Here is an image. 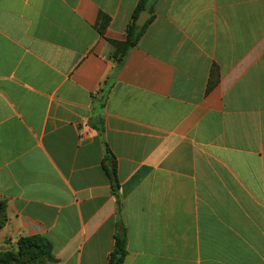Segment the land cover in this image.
<instances>
[{"label":"crops","instance_id":"1","mask_svg":"<svg viewBox=\"0 0 264 264\" xmlns=\"http://www.w3.org/2000/svg\"><path fill=\"white\" fill-rule=\"evenodd\" d=\"M138 1L0 0V251L264 264V0Z\"/></svg>","mask_w":264,"mask_h":264},{"label":"trees","instance_id":"2","mask_svg":"<svg viewBox=\"0 0 264 264\" xmlns=\"http://www.w3.org/2000/svg\"><path fill=\"white\" fill-rule=\"evenodd\" d=\"M150 0H139L135 7L131 23L126 26L125 34L126 39L124 42L112 41L113 51L111 57L118 62L121 61L126 51L136 45L139 38L142 36L147 24L151 21V18L146 22L142 28L135 26V20L138 17L140 11L148 9L147 6ZM150 12V9H148ZM108 24V18L105 15L99 16L98 31L102 33ZM214 69V67H213ZM98 131H101L100 127H97ZM111 158V165L108 168V176L110 180L111 191L114 196L118 197L119 185L116 177V168L114 160ZM6 206L3 201H0V228L6 223ZM16 250L0 251V264H45L53 262L54 257L52 255L51 244L42 236L35 235L29 237H22L17 240ZM125 238L124 236L116 239L115 252L111 254L110 264H121L125 255L124 251ZM117 254L120 255L117 258Z\"/></svg>","mask_w":264,"mask_h":264},{"label":"water","instance_id":"3","mask_svg":"<svg viewBox=\"0 0 264 264\" xmlns=\"http://www.w3.org/2000/svg\"><path fill=\"white\" fill-rule=\"evenodd\" d=\"M149 18L150 13L146 12L145 10L140 11L138 17L135 20V26L139 29L142 28Z\"/></svg>","mask_w":264,"mask_h":264}]
</instances>
